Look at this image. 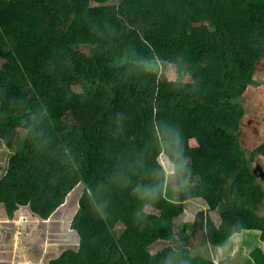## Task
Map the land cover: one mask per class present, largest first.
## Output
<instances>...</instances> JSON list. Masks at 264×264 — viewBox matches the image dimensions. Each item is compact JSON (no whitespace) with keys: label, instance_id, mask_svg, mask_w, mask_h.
<instances>
[{"label":"trees","instance_id":"obj_1","mask_svg":"<svg viewBox=\"0 0 264 264\" xmlns=\"http://www.w3.org/2000/svg\"><path fill=\"white\" fill-rule=\"evenodd\" d=\"M263 57L264 0H0L7 217L77 198L50 264H215L199 235L264 264V142L238 136Z\"/></svg>","mask_w":264,"mask_h":264},{"label":"rangeland","instance_id":"obj_2","mask_svg":"<svg viewBox=\"0 0 264 264\" xmlns=\"http://www.w3.org/2000/svg\"><path fill=\"white\" fill-rule=\"evenodd\" d=\"M118 0H111L116 3ZM255 79L264 83V64L259 67ZM252 92V94H250ZM246 107L249 115L264 118V86L250 88L245 95ZM261 115V116H260ZM264 128V127H263ZM247 142V143H246ZM243 140L245 148L249 152L256 150L264 142V129L261 137L256 140V145L251 141ZM13 153L6 147L0 139V180L8 171L9 162ZM263 165L262 158H258ZM264 182V180L261 179ZM80 195L83 191L80 188ZM74 198L68 202V206L61 207L49 220H39L33 217L30 212L19 210L13 219L6 215L5 208L0 205V260L6 264H50L57 259L64 250L68 248H78L79 236L76 232L70 231L66 218L69 211L74 210ZM260 213L264 215V206L260 208ZM212 219L219 225L220 213L213 212ZM122 224L117 229H122ZM197 238V254H203L206 257L214 259L215 264H254L249 258L245 246L241 252L231 258V256L222 257L210 245L203 244V237ZM229 250V249H228ZM194 252V254H195Z\"/></svg>","mask_w":264,"mask_h":264},{"label":"water","instance_id":"obj_3","mask_svg":"<svg viewBox=\"0 0 264 264\" xmlns=\"http://www.w3.org/2000/svg\"><path fill=\"white\" fill-rule=\"evenodd\" d=\"M262 64H264V57L259 61L258 65L256 67V73H257V71L259 70V67ZM256 73H255V76H256ZM251 88L254 89L255 87H251ZM249 124L253 125L255 127H248ZM263 127H264V118L263 117H261V119H259L258 115L257 116H252V115H249V113H248V115L242 120L241 126H240V130L238 132V136H239L242 144H243V140H245V142L246 141H251V142L255 143L256 140L261 137V132L264 129ZM251 129L253 131L251 134H253V135H249L248 131H251ZM250 144L254 146L257 143H255V144L250 143ZM243 146L245 147L244 144H243ZM259 163H260V160L258 159L257 160V164H259ZM258 168L260 170H262V173L264 172L263 167L259 166Z\"/></svg>","mask_w":264,"mask_h":264},{"label":"flooded vegetation","instance_id":"obj_4","mask_svg":"<svg viewBox=\"0 0 264 264\" xmlns=\"http://www.w3.org/2000/svg\"><path fill=\"white\" fill-rule=\"evenodd\" d=\"M258 160V159H257ZM263 165H264V163H263ZM263 165H261V164H256V166H255V168H254V172H255V174H257V175H259V179L261 180H264V172L262 173V170H260L258 167L259 166H261V167H263V170H264V166ZM263 182V181H262Z\"/></svg>","mask_w":264,"mask_h":264},{"label":"crops","instance_id":"obj_5","mask_svg":"<svg viewBox=\"0 0 264 264\" xmlns=\"http://www.w3.org/2000/svg\"><path fill=\"white\" fill-rule=\"evenodd\" d=\"M250 94H252V92H250ZM248 111V110H247ZM248 113H249V111H248ZM248 127H255V126H253V125H250L249 124V126ZM248 129V128H247ZM249 132V135H253V134H251L253 131H252V129H251V131H248ZM248 135V136H249ZM260 146V145H259ZM16 214V213H15ZM13 219V218H12ZM246 250V248H244V250H243V252Z\"/></svg>","mask_w":264,"mask_h":264}]
</instances>
